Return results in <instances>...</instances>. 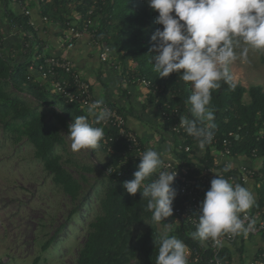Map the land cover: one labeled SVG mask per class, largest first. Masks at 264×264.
Segmentation results:
<instances>
[{
    "label": "trees",
    "instance_id": "trees-1",
    "mask_svg": "<svg viewBox=\"0 0 264 264\" xmlns=\"http://www.w3.org/2000/svg\"><path fill=\"white\" fill-rule=\"evenodd\" d=\"M19 1L22 5L25 4L24 0ZM29 1L38 5L41 18L61 30L67 22L72 23L76 16L78 20L74 23L77 25L89 17L95 20L97 40L115 55L131 59L133 76L150 83V100L155 101L158 106L167 103L171 108H177L180 115L188 114L189 105L186 101L191 95L190 84L180 80L177 73L159 78L149 64L150 57L154 55L151 36L163 26L156 23L158 12L152 10L146 0ZM90 12L91 15L88 14ZM8 19L27 35H34L33 29L28 25L29 18L22 13L12 15L8 12ZM29 66L30 63L25 61L12 63L0 47V125L5 133L11 135L13 144L25 139L33 148V158L41 163L52 183L71 202H77L84 191L83 185L68 171L66 166H70L71 161L64 160L55 151L65 146L60 129L68 132V125L75 117L85 115V112L64 102L61 106L55 104L49 98L52 94L46 85L39 84L29 75ZM235 85L234 89H230L221 82V87L212 92L210 107L215 112L214 138L220 141L229 133L239 134L240 139L232 142L231 155H243L252 163H260L255 177L258 186H255L256 203L253 206V209H259L264 207V138L259 136L261 131L264 133V90L260 86L245 88L236 83ZM16 93L31 97L40 108L52 110L57 123L47 122L39 108L23 101ZM185 144L193 148L196 146L193 140H188ZM99 146L106 153L101 142ZM112 147L114 154L110 156L111 160L100 169L102 192L98 196L97 213L86 226V235L75 264H155L161 234L158 225L162 222L157 224L151 220V212L146 209L147 201L142 199L139 192L131 195L122 187L124 181L133 178L139 162L129 160L123 168L125 175L121 178L103 173L108 166L118 167L123 159L121 154L126 153V146L121 142ZM212 148L211 144L203 148L204 153L198 159L199 165L211 167L214 164L210 155ZM252 152L255 157H252ZM175 159L187 168L191 164L189 155L182 151H175ZM75 169L83 184L86 183L83 174L93 173V169L85 165L76 164ZM196 173L189 171L188 174L191 176ZM154 178L155 175L146 182H151ZM172 187L176 190L175 180ZM175 206L173 204V208ZM77 213L78 209L73 208L67 216V223ZM165 221L173 223L174 218L169 217ZM144 225H147L145 230L135 233V227ZM61 229L60 227L41 246L42 252L51 247ZM187 230L195 231L183 223L176 225L172 231V234L175 233L177 238L183 240L189 251L187 264H210L207 241L201 243L193 240ZM225 254L226 251L222 250L219 255L221 264H226L229 260ZM0 264L6 263L0 259Z\"/></svg>",
    "mask_w": 264,
    "mask_h": 264
},
{
    "label": "clouds",
    "instance_id": "clouds-1",
    "mask_svg": "<svg viewBox=\"0 0 264 264\" xmlns=\"http://www.w3.org/2000/svg\"><path fill=\"white\" fill-rule=\"evenodd\" d=\"M158 12L156 23L162 25L151 36L153 43L149 64L159 78L177 73L180 80L191 86L186 104L187 115L179 116V126L198 141L203 149L215 136V112L210 107L213 90L221 82L235 88L230 71L233 62H248L250 51H264V0H146ZM89 116L80 115L68 125L71 149H96L104 137L99 125L112 116L103 100L87 107ZM140 163L131 180L122 183L128 194H141L147 201L154 223L165 222L173 215L177 195L172 187L177 172L165 166L162 154L148 148L140 155ZM231 165L225 166V171ZM155 178L146 182L150 177ZM256 203L254 193L241 184H233L216 175L210 181L199 204L196 230L189 233L193 240H211L222 247L225 234L247 235L255 221L241 216ZM171 223L161 231L155 264H187V247L175 235Z\"/></svg>",
    "mask_w": 264,
    "mask_h": 264
},
{
    "label": "rangeland",
    "instance_id": "rangeland-1",
    "mask_svg": "<svg viewBox=\"0 0 264 264\" xmlns=\"http://www.w3.org/2000/svg\"><path fill=\"white\" fill-rule=\"evenodd\" d=\"M230 71L234 83L245 88L260 86L264 90V51H250L248 62L237 60L231 64ZM16 95L39 108L47 122L57 123L52 110L38 107L25 94ZM49 98L59 106L63 104L58 96ZM60 130L65 146L56 149L55 153L71 161L72 164L66 167L84 188L74 203L62 194L41 163L33 158L32 146L25 139L13 144L11 135L0 125V259L6 264H75L86 226L97 213L98 196L102 192V168L98 165L95 150L73 151L68 132ZM76 164L93 169V173L83 174L84 184L75 169ZM73 208H77L78 213L67 223V216ZM60 227L62 229L51 247L42 252L41 246ZM146 227H135L134 231L138 233Z\"/></svg>",
    "mask_w": 264,
    "mask_h": 264
},
{
    "label": "crops",
    "instance_id": "crops-1",
    "mask_svg": "<svg viewBox=\"0 0 264 264\" xmlns=\"http://www.w3.org/2000/svg\"><path fill=\"white\" fill-rule=\"evenodd\" d=\"M18 2L20 3L19 0H0V47L7 58L12 63L23 61L30 63L29 75L35 81L41 82V77L36 70L37 61L45 56H66L81 77L89 82L93 98L113 105L123 115L127 128L138 136L144 151L152 148L162 154L164 161L175 159V151H178L180 141L169 132L160 106L150 100L149 88L133 76L131 59L122 58L110 52L107 60L101 62L100 47L93 45L88 36H83L75 42L71 50L66 51L60 42L61 29L55 24L42 21L38 5L29 0H24V5ZM21 5L30 11L28 18L33 24L32 29L35 35V38L33 34L25 38V50L23 33L8 19V12L12 15L22 13ZM75 20L71 22L74 23ZM84 112L86 116H89L87 111ZM92 120L93 117L89 116L90 123ZM94 150L101 168L111 160V155L105 153L100 146ZM203 153L204 150L199 146L193 148L192 153L189 154L191 164L188 169L197 171L201 166L198 159ZM227 161L233 168L252 166L258 169L260 166V163H252L243 155L229 158ZM244 187L249 188L256 199L255 184L250 183ZM209 188L210 186L207 189ZM167 224L166 221L162 222L158 225V230L162 231ZM176 225L179 224L171 223L172 229ZM186 232L190 233L189 230ZM172 233L171 231L169 235H175ZM222 250L226 251L224 256L229 258L226 264H249L264 251V237L257 235L240 239L234 244H224ZM187 252H189L188 249Z\"/></svg>",
    "mask_w": 264,
    "mask_h": 264
},
{
    "label": "built area",
    "instance_id": "built-area-1",
    "mask_svg": "<svg viewBox=\"0 0 264 264\" xmlns=\"http://www.w3.org/2000/svg\"><path fill=\"white\" fill-rule=\"evenodd\" d=\"M21 7H23L22 14L29 17V9L22 5ZM88 14L91 15V12ZM75 18L78 20V16ZM42 21L47 23L44 18H42ZM28 25L32 28L33 24L30 20L28 21ZM18 29L23 33L24 39L29 38L30 35H27L21 28ZM97 31V24L95 20L90 17L82 21L80 25L67 22L64 29L61 30V45L66 51H69L74 47L76 41L80 40L83 36H88L93 45L100 47L99 59L101 62H105L111 51L104 43L97 40ZM37 62L36 70L41 77V82L38 81V83L42 84L44 82L43 84L46 85L50 94L58 96L65 104L87 111V107L97 100L93 98L89 82L81 77L74 68L72 62L66 56H45ZM141 83L145 87H150L149 82L141 81ZM103 106L111 110L112 116L107 122H101L97 125L104 129V137L101 141L102 147L108 155H113L114 149L112 145L121 142L126 146V153L124 152L121 154L123 159L118 164V167L108 166L104 169V174L106 176L121 178L125 175V171L123 170L125 164L128 163L129 160L140 163L139 155L144 149L138 136L127 128L126 120L123 115L111 104L103 102ZM160 110L165 125L168 124L169 132L180 141L178 151H182L188 155L191 154L193 147L191 145H186L185 142L193 140L196 146H198V141L194 137L188 135L183 128L179 126V110L177 108H171L167 103L161 105ZM259 136L264 138V133L261 131ZM239 139V134L234 133H229L220 141L214 138L210 143L213 146L210 155L214 160V164L211 167H204L201 165V169H197V173L191 176L188 173L192 170L184 167L177 159L164 161L166 167L173 172H177L174 179L177 183V195L173 201V204H176V206L173 208V215L171 216L174 218V222L178 224L183 223L193 230H196L199 204L202 202L207 188L210 186L211 179L216 175L223 176L233 184L238 183L244 186L253 183L256 187L258 186L255 182L257 171L255 167L239 166L238 168L231 167L228 171L224 170L225 166L228 165L227 160L233 157L230 151L232 142L238 141ZM252 157H255L254 152H252ZM241 216L248 217V220H245V226H247L249 220H254V225L248 231L247 235H223L221 237L223 245L234 244L238 240H243L250 236L260 235L264 237V207L249 209L246 213L241 214ZM207 249L210 251L208 262L210 264H221L219 255L223 246L216 247L211 240H208ZM188 254L189 252H187V255ZM249 264H264V251L260 252Z\"/></svg>",
    "mask_w": 264,
    "mask_h": 264
}]
</instances>
